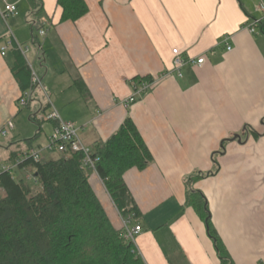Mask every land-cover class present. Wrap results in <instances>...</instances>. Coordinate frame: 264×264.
I'll return each instance as SVG.
<instances>
[{"label":"crops","instance_id":"1","mask_svg":"<svg viewBox=\"0 0 264 264\" xmlns=\"http://www.w3.org/2000/svg\"><path fill=\"white\" fill-rule=\"evenodd\" d=\"M84 2L83 17L61 22L57 0H41L36 16L27 0H0V10L17 7L16 16L0 17V50L7 47L4 56L0 51L3 166L20 150L11 135L26 86L13 74L20 47L42 88L27 107L35 104L31 120L55 111L82 127L80 138L93 151L126 119L136 126L152 162L128 170L123 180L140 214L131 225L142 227L133 245L143 264H219L206 225L187 205L189 192L205 198L232 264H264V32L246 30L264 0ZM174 49L204 63L183 66L178 78ZM150 77L154 87L124 108L130 82ZM88 174L110 223L121 231L123 217L99 176Z\"/></svg>","mask_w":264,"mask_h":264},{"label":"trees","instance_id":"2","mask_svg":"<svg viewBox=\"0 0 264 264\" xmlns=\"http://www.w3.org/2000/svg\"><path fill=\"white\" fill-rule=\"evenodd\" d=\"M27 1L34 16L41 13V0ZM57 5L62 10L61 22H74L88 11L84 0H57ZM258 30L264 32V24ZM14 55L13 74L26 85V91L31 87V71L19 51ZM76 85L86 96L84 86L79 82ZM93 152L98 159L97 175L117 211L123 218L132 215L138 220V208L123 176L132 168L143 170L152 157L134 123L126 119ZM28 153V149L14 151L7 162L12 164ZM27 168L34 170L39 188L0 173V189L4 192L0 198V264H143L133 243L125 242L121 231L110 223L88 182L81 155L61 154L38 163L28 158L18 166L19 170ZM187 205L206 225L219 264H232L202 194L189 192Z\"/></svg>","mask_w":264,"mask_h":264},{"label":"built area","instance_id":"3","mask_svg":"<svg viewBox=\"0 0 264 264\" xmlns=\"http://www.w3.org/2000/svg\"><path fill=\"white\" fill-rule=\"evenodd\" d=\"M257 11L259 13V17L253 19L251 23L246 26V30L250 34H257L259 26L264 24V3H261L257 6ZM17 15V7L14 4H4L2 10H0V17L5 22L9 17H13ZM44 26L46 27L47 24ZM39 36H45L46 30L42 25L39 24ZM223 43L226 45V51H230L231 47L226 43V38L223 40ZM7 47L1 48V55L4 56ZM21 51V48H18ZM173 60L172 67L177 72V77L181 78V69L185 65H191L200 67L204 63V58H198L196 60H192L191 58L185 59L182 57L181 52L178 49L172 50ZM31 71V70H30ZM156 84V81L153 78H144L137 79L135 81L130 82V86L132 88V94L129 98L121 101V105L124 108H129L133 105L138 98L147 94ZM41 88L40 82L36 75L31 72V87L26 91L22 92L21 96L18 99V107L26 108L29 105L33 97V93L35 89ZM42 89V88H41ZM38 118H40L38 120ZM36 119L38 121H47L52 122L54 124V128L47 139V145L42 149L40 148L38 151L31 150L27 155L21 156L14 163L4 166L2 171L3 173H9L13 176V171L18 169L19 164H21L26 159L30 158L35 163L41 162L42 152H50L57 153L59 155H64L69 157L73 154H79L82 156V164L87 169L88 173L96 172V163L98 159L93 157V150L86 147L80 138V132L82 131V127L75 126L74 124L63 122L60 120L58 114L55 111L50 112L43 117L41 115H37ZM7 128L12 129L13 126L11 123L7 124ZM1 135L4 137L6 135L5 129L2 130ZM134 221L132 215L127 216L122 219V227H121V235L122 239L125 242L133 243L135 238L142 232V227L139 224L131 225Z\"/></svg>","mask_w":264,"mask_h":264},{"label":"rangeland","instance_id":"4","mask_svg":"<svg viewBox=\"0 0 264 264\" xmlns=\"http://www.w3.org/2000/svg\"><path fill=\"white\" fill-rule=\"evenodd\" d=\"M159 3V1H158ZM7 29V28H6ZM28 60H30L29 56L27 55ZM35 105V104H34ZM33 104L31 105L30 109L29 108H20L21 111L19 113V116L13 121L15 125V131H11L12 138L15 139L16 141H20L19 143V149L22 150V152H25L26 149H29L30 147L38 151L40 148H44L47 145V139L49 135L51 134V126L50 122H44V123H39L38 120H31V116L35 114V106ZM38 114H36L35 118L37 117ZM10 134V133H9ZM8 134V135H9ZM10 136H8L7 141ZM1 142L5 143L6 141L3 137H1ZM29 141V142H25ZM41 146V147H40ZM14 150H17L18 148L15 147L13 148ZM59 154L57 153H50V152H42L41 161H49L51 159H57ZM6 162V161H5ZM4 156L1 155L0 153V172L1 169L4 167ZM31 168H29V171L27 173H24L20 171L19 169H15L13 171V178L15 180H23L25 181L31 188H39L38 184H36V181L32 179V174H31ZM26 176L30 177L28 180ZM4 196V192L0 189V198Z\"/></svg>","mask_w":264,"mask_h":264},{"label":"water","instance_id":"5","mask_svg":"<svg viewBox=\"0 0 264 264\" xmlns=\"http://www.w3.org/2000/svg\"><path fill=\"white\" fill-rule=\"evenodd\" d=\"M34 177L36 178V175H34Z\"/></svg>","mask_w":264,"mask_h":264}]
</instances>
